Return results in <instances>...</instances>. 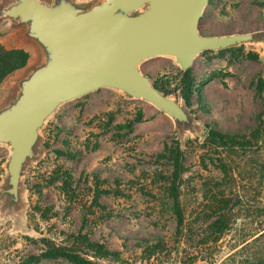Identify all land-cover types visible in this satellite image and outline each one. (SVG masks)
Wrapping results in <instances>:
<instances>
[{
    "label": "rangeland",
    "instance_id": "374dc122",
    "mask_svg": "<svg viewBox=\"0 0 264 264\" xmlns=\"http://www.w3.org/2000/svg\"><path fill=\"white\" fill-rule=\"evenodd\" d=\"M39 1L53 7L60 0ZM67 1L89 11L105 0ZM18 3L0 0V21L11 19L5 11ZM13 20L27 30L25 41L40 45L29 37L28 24ZM199 32L252 39L196 57L191 107L181 93L186 71L175 58L139 66L156 89L180 104L187 121L110 88L62 104L39 130L17 197L9 192L12 149L0 143V264H24L55 248L94 264H264V0H209ZM46 63L44 52L5 81L0 110L18 101L23 82ZM208 127L242 138L247 147L238 155L216 148L208 142ZM177 147L182 235L170 193ZM195 234L212 236L207 262L195 261ZM90 244L111 255H99ZM34 264L72 263L59 258Z\"/></svg>",
    "mask_w": 264,
    "mask_h": 264
},
{
    "label": "water",
    "instance_id": "95a60500",
    "mask_svg": "<svg viewBox=\"0 0 264 264\" xmlns=\"http://www.w3.org/2000/svg\"><path fill=\"white\" fill-rule=\"evenodd\" d=\"M17 1L5 15L29 25V37L42 46L47 63L23 82L18 101L0 112V143L12 149L8 170L14 197L39 130L62 104L103 88L117 89L185 122V110L156 89L139 66L173 57L187 71L205 50L252 39L250 34L202 36L199 22L209 0H105L89 11L67 0L53 7Z\"/></svg>",
    "mask_w": 264,
    "mask_h": 264
},
{
    "label": "trees",
    "instance_id": "16d2710c",
    "mask_svg": "<svg viewBox=\"0 0 264 264\" xmlns=\"http://www.w3.org/2000/svg\"><path fill=\"white\" fill-rule=\"evenodd\" d=\"M30 54L23 49H7L2 44H0V87L5 83V81L12 76L14 73L25 69L30 61ZM250 59H256V57L249 56ZM182 97L188 107L192 106L193 96L195 94V82L191 77V69L185 72V80L184 87L181 90ZM139 122V121H138ZM209 128L208 131V142L222 151L230 155H238V151L243 150L247 147V144L244 140L237 137H231L226 134L221 133L218 130L213 128ZM172 155L174 157L175 162V178L173 185L170 189L171 197H172V210L177 218V232L179 235L183 234V228L185 223V214L182 205V201L180 199V189L178 187V183L176 181L180 180L181 173V160H182V151L180 147H177L175 151H172ZM224 226V225H223ZM220 233H223V229H220ZM211 235H196L195 240L198 238L197 244V256L195 257V261H204L207 262L206 254L207 250L205 246L209 245L211 242ZM217 240V239H215ZM91 248L95 250L99 255L108 256L111 255L107 252L106 247L97 244H90ZM65 258L72 264H94L91 261H88L82 258L79 255H76L64 248H55L44 253L41 257H31L24 264H34L36 262H40L42 259H59Z\"/></svg>",
    "mask_w": 264,
    "mask_h": 264
},
{
    "label": "crops",
    "instance_id": "0c3cea01",
    "mask_svg": "<svg viewBox=\"0 0 264 264\" xmlns=\"http://www.w3.org/2000/svg\"><path fill=\"white\" fill-rule=\"evenodd\" d=\"M7 20L1 19L0 21V28L2 27L3 30L0 31L2 32V35H0V44L8 49H23L27 51L31 58L26 68L30 67L32 64H36V62L40 59L41 54L45 52L43 51L44 49H42L40 45L36 44L35 41H25V37L27 38V30L25 32L24 25H21L18 21L13 19ZM42 66L43 65L41 64V67ZM2 106L3 104L0 103V107ZM2 111L4 110H0V112Z\"/></svg>",
    "mask_w": 264,
    "mask_h": 264
}]
</instances>
